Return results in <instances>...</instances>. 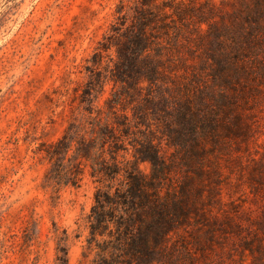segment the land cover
<instances>
[{"label":"rangeland","instance_id":"obj_1","mask_svg":"<svg viewBox=\"0 0 264 264\" xmlns=\"http://www.w3.org/2000/svg\"><path fill=\"white\" fill-rule=\"evenodd\" d=\"M239 10V0H0V264H52L62 229L67 264L81 262L95 184L85 172L77 186L43 187L40 143L57 139L68 121L84 119V106L105 112L113 93L121 101L116 111L131 114L164 86L171 107L184 96L170 90L175 84L190 85L191 101L197 89L230 90L216 75L231 61L253 65L241 78L249 89L240 98L252 125L249 147L219 160L222 207L238 225L192 262L264 264V47L246 50ZM149 11L156 16L145 20L146 48L133 79L141 88L133 90L116 78L117 50L139 12ZM144 62L159 69L162 81L146 80ZM146 121L170 152L157 120ZM139 168L147 171L148 164Z\"/></svg>","mask_w":264,"mask_h":264},{"label":"trees","instance_id":"obj_2","mask_svg":"<svg viewBox=\"0 0 264 264\" xmlns=\"http://www.w3.org/2000/svg\"><path fill=\"white\" fill-rule=\"evenodd\" d=\"M239 4L241 39L256 54L264 47V0ZM139 14L117 50L116 78L133 90L141 88L140 80L134 81V65L146 48L145 20L153 22L156 16L153 11ZM143 64L146 80L162 81L152 62ZM249 66L229 62L216 76L231 89H197L193 101L187 94L190 85L175 84L170 90L184 96L172 107L161 90L165 86L155 97L148 92L139 106L131 107V114L116 111L121 101L113 93L105 112L84 106V119L68 121L57 139L40 143L37 152L47 161L43 187L77 186L85 172L95 184L84 215L80 264H194L219 236L226 240L235 232L238 224L222 207L219 160L249 147L252 125L240 102L249 89L241 81L252 72ZM148 116L157 120L170 152L164 153L161 141H155ZM140 163H147L148 170H141ZM27 236L28 231L24 240ZM55 237L52 264H67L66 229Z\"/></svg>","mask_w":264,"mask_h":264}]
</instances>
